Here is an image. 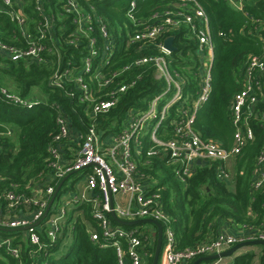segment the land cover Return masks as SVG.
I'll list each match as a JSON object with an SVG mask.
<instances>
[{
	"label": "built area",
	"instance_id": "1",
	"mask_svg": "<svg viewBox=\"0 0 264 264\" xmlns=\"http://www.w3.org/2000/svg\"><path fill=\"white\" fill-rule=\"evenodd\" d=\"M0 1L11 20L19 26L24 40L23 46L8 45L0 40V54H6L11 61L29 60L36 63H46L48 56H54L48 85L64 90L80 104H85L92 119L107 112L120 95L140 79V73L130 80L119 79L131 67L150 64L154 68L155 78L165 82L164 89L149 100L144 111L128 112L126 123L117 134L98 132L93 121H81L82 127L79 128L73 124L63 106L56 103L57 130L48 146L49 171L45 181L36 180L30 184V193L27 195L13 190L0 194V199L6 203L5 210L0 209V228L27 227L23 230L26 238L41 249L44 245L40 230L50 240H55L67 216L68 206L86 204L90 217L97 225V230L89 231L90 240L99 247L113 246L117 264H144L149 254L148 248L157 240V228L113 225L108 216L112 212L123 220L151 218L162 225L159 264H186L197 257L219 253L246 240H264V225L255 229L237 225L234 231H219L196 245L177 247L171 218L163 209L161 195L150 188L151 182L144 183V177L138 172L134 161V155L141 146V138L147 134L152 146L146 154L152 156L164 152L179 180L185 181L200 160V163L217 162V178L230 181L233 172L228 165L244 145L254 138L251 121L264 120V111L257 107L264 98V44L263 52L250 56L243 66L240 75L243 87L233 94L229 104L234 128L232 142L228 147H223L211 139L202 138L192 126L197 108L209 96L213 57L208 19L196 0H171L170 7L162 12H154L150 16L151 21L142 23L143 27L127 42L138 43L139 48L153 44L159 53L139 56L119 68L107 70L113 56V40L106 22L94 8L85 9L78 0H64V10L72 16L74 28L63 41L77 48L80 56L78 64L70 60L63 64L61 51L56 47L58 39L53 33L54 17L45 13L42 0H34V8L41 20L33 32L27 28V19L22 12L24 0ZM224 1L249 16L244 9L248 0ZM130 6H134L133 0ZM249 17L254 30H258L256 28L261 21ZM181 24L188 25L195 37L201 62L199 88L189 101L182 92L183 78L169 68L168 56L171 52L164 47V39L157 41L163 32ZM0 98L27 108L41 101L34 96H21L2 85ZM175 103L180 105L178 119L173 123L175 135L164 139L160 137L159 130ZM65 177L60 186L64 185L65 189L59 194L57 192L49 207L52 212L49 213L48 209L45 215L57 187L55 185ZM263 185L264 146L257 155L252 182L256 189ZM2 247L12 257H19L20 246L14 244L12 237L0 238ZM220 260L203 264H220Z\"/></svg>",
	"mask_w": 264,
	"mask_h": 264
},
{
	"label": "trees",
	"instance_id": "2",
	"mask_svg": "<svg viewBox=\"0 0 264 264\" xmlns=\"http://www.w3.org/2000/svg\"><path fill=\"white\" fill-rule=\"evenodd\" d=\"M131 1L78 0L83 8H94L104 19L113 40L111 64L105 70L119 68L139 56L159 53L153 44L139 48L138 43L127 42L143 27L142 23L151 21L150 16L154 12H162L170 7L171 0H133V7L130 6ZM196 2L208 19L213 57L209 96L197 108L192 126L202 138L228 147L234 130L229 113L231 98L243 87L240 75L247 59L263 52L264 0H248L244 6L249 16L261 21L256 28L258 30H254L248 15L232 8L224 0ZM42 3L45 13L54 17L53 33L58 39L56 47L61 51L63 64L67 60L78 64V49L63 41L74 28L72 16L64 10V0H42ZM0 7V40L8 45L23 46L19 26L11 20L1 1ZM22 12L27 19V28L33 32L41 20L34 8V0H24ZM168 36H173L174 46L168 56V65L183 78L182 92L189 101L199 88V46L186 24L163 32L157 41ZM5 55L0 54V85L24 97L31 96L32 89L41 86L46 99L27 108L0 98V194L13 190L27 195L30 184L36 180L45 181L49 171L48 146L57 130L56 103L63 106L73 124L79 128L82 127L81 121H93L98 132L117 134L126 123L129 111L141 113L147 108L149 100L165 87L162 79L155 78L154 68L150 64L131 67L119 79L130 80L139 73L140 79L121 94L107 112L92 119L85 104H80L64 90L48 85L54 56H48L46 63H36L29 60L11 61ZM178 106L179 103H175L170 107L159 130L160 137L168 139L175 135L173 123L178 119ZM257 107L264 111V98ZM250 124L254 138L244 145L232 161L233 177L228 182L217 178L218 163L214 161L199 163L185 181L179 180L164 152L152 156L146 154L152 142L147 134L142 136L134 161L138 172L144 177V183L151 182L150 188L160 193L163 209L171 218L177 247L193 246L208 239L219 232L222 223L254 229L264 225V185L257 189L252 186L256 158L264 146V120H252ZM64 189L62 185L58 194ZM5 204L0 199L2 211ZM51 212L52 208L49 209ZM108 216L113 225L125 228L146 224L122 225L111 214ZM91 229L97 230V225L90 217L86 204L70 209L55 240H50L41 229L39 235L44 245L41 249L29 242L23 230L2 228L0 238L12 237L14 244L20 246V253L18 258H14L3 247L0 248V264H117L113 246L103 248L93 243L89 238ZM155 245L156 242L148 248L149 254L144 264H152ZM160 256L161 250L158 264ZM254 258V252L245 251L234 255L230 264H260L263 255L259 263L254 262Z\"/></svg>",
	"mask_w": 264,
	"mask_h": 264
},
{
	"label": "water",
	"instance_id": "3",
	"mask_svg": "<svg viewBox=\"0 0 264 264\" xmlns=\"http://www.w3.org/2000/svg\"><path fill=\"white\" fill-rule=\"evenodd\" d=\"M164 47L166 49H168L170 52L174 50L173 36H168V37H166L164 39ZM197 163L199 164L200 160H198ZM66 178L67 177L63 178L61 180V182L58 184V186L56 187L55 192L53 193V195H52V197H51V199H50V201L48 203V206L46 208L45 215L47 214L48 209H49L52 201L54 200V198H55V196H56V194H57L62 182ZM111 215L118 223H120L122 225H136L138 223H151L154 226H156V228H157V240H156L155 250H154V254H153L152 264H158V259H159V255H160L161 245H162V225L158 221L153 220L151 218L138 219V220H123V219L118 218L115 215V213H113V212L111 213ZM0 229H2V228H0ZM18 229L25 230V229H27V227L18 228ZM10 230H12V229H10ZM250 244L261 245L263 247V249H264V240H261V239L246 240V241L237 243V244L231 246L230 248H228V249H226L224 251H221L219 253H214V254H210V255L197 257L196 259H194L191 262V264H201L202 262H211L213 260L222 258L224 256L231 255L232 253H234L239 248H241V247H243L245 245H250ZM260 264H264V253H263V258H262V261L260 262Z\"/></svg>",
	"mask_w": 264,
	"mask_h": 264
},
{
	"label": "rangeland",
	"instance_id": "4",
	"mask_svg": "<svg viewBox=\"0 0 264 264\" xmlns=\"http://www.w3.org/2000/svg\"><path fill=\"white\" fill-rule=\"evenodd\" d=\"M31 96L32 97L34 96V97L39 98L41 100L46 99V95L43 92L41 86L34 87L32 89V95ZM71 208H72V205H69L68 206V213H69ZM68 213H67V215H68ZM145 225L148 228H153V225L151 223H146ZM258 248H260V247L257 244L245 245V246L239 248L238 250H236L233 253V255H230V256L228 255V256L222 257V264H230L234 255H236V254L243 253L245 251H256ZM259 260H260V256L257 257L256 262L259 263Z\"/></svg>",
	"mask_w": 264,
	"mask_h": 264
},
{
	"label": "crops",
	"instance_id": "5",
	"mask_svg": "<svg viewBox=\"0 0 264 264\" xmlns=\"http://www.w3.org/2000/svg\"><path fill=\"white\" fill-rule=\"evenodd\" d=\"M5 56H7V55H5ZM229 166V169L230 170H232V161L230 162V164L228 165ZM232 172H233V170H232ZM121 200L123 199V198H120ZM122 204H123V202H122ZM153 225V224H152ZM154 226V225H153ZM156 227V226H155ZM220 230L219 231H234V230H236L237 229V225H234V224H228V223H222L221 225H220V228H219ZM258 245V244H257ZM259 247L260 248H258L256 251H250V252H254L255 253V258H254V262H256V259H257V257L258 256H260L261 257V255H263V253H264V249H263V247L261 246V245H259ZM231 255H233V253L231 254ZM230 256V255H229ZM220 264H222V258H221V260H220Z\"/></svg>",
	"mask_w": 264,
	"mask_h": 264
}]
</instances>
